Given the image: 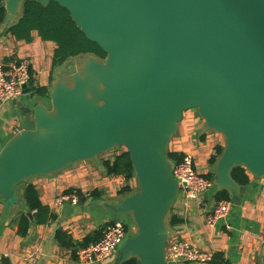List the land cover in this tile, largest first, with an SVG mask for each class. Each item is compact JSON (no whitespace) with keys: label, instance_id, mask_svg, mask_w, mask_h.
Masks as SVG:
<instances>
[{"label":"water","instance_id":"95a60500","mask_svg":"<svg viewBox=\"0 0 264 264\" xmlns=\"http://www.w3.org/2000/svg\"><path fill=\"white\" fill-rule=\"evenodd\" d=\"M25 0H2L4 28ZM57 3L105 54L66 60L48 104L24 86L12 100L23 128L0 147V197L124 147L135 190L110 205L135 232L112 264H168L165 218L179 192L167 146L186 111L223 136L214 184L234 202L241 166L264 177V0H30Z\"/></svg>","mask_w":264,"mask_h":264},{"label":"crops","instance_id":"0c3cea01","mask_svg":"<svg viewBox=\"0 0 264 264\" xmlns=\"http://www.w3.org/2000/svg\"><path fill=\"white\" fill-rule=\"evenodd\" d=\"M6 27L0 26V63L25 61L31 68L34 85L46 87L49 92L54 79L68 69L66 61L52 65L55 44L40 40L36 33L29 43L18 41L5 31ZM47 94L39 99L48 104ZM197 115L190 110L184 113L167 152L190 154L196 171L205 176L211 173L213 178L214 164L209 160L216 147L223 149L224 139L220 133L208 129ZM23 126V119L12 101L0 103V147ZM106 155L72 163L58 173L29 178L15 188L16 200L12 203L0 197V264H83L72 257L71 250L58 244L55 238L58 229L68 233L77 247L86 244L83 241L86 236H97L102 226L112 220H122L129 234L134 232L130 218L110 207L128 195L120 194L122 187L129 185L132 188L129 194L134 192V179L119 183L117 177L111 178L104 161L112 160L114 154ZM247 174L249 181L240 186L237 201L230 199V211L214 225H208L206 217L221 200L217 197L221 189L214 184L197 199H188L182 191L178 192L166 224L171 240L182 239L203 251L222 252L229 264H264V177ZM28 183L35 186L40 201L56 218L45 224L36 223L24 199ZM72 191L80 192L75 204L69 201L54 204L56 198ZM24 213L30 223L26 234L19 235L18 220ZM113 259L114 256L93 264H112Z\"/></svg>","mask_w":264,"mask_h":264},{"label":"trees","instance_id":"16d2710c","mask_svg":"<svg viewBox=\"0 0 264 264\" xmlns=\"http://www.w3.org/2000/svg\"><path fill=\"white\" fill-rule=\"evenodd\" d=\"M1 1L2 0H0V2ZM5 14V9L0 6V24L4 20ZM5 31L11 34L16 40L26 43L32 41L34 33H36L38 38L42 41L53 42L55 44L52 57L53 66L60 65L73 56L78 57L80 55L94 54L102 59L105 57L103 51L95 43L87 40L83 33L75 26L69 13L55 2L42 4L25 0L21 4L18 17L13 22L8 23ZM29 75L28 86L30 87L28 89L32 93L45 96L48 90L46 87L34 85L30 66ZM221 151L222 146L216 147L215 154L209 160L210 164L213 165L215 163ZM167 155L174 164L179 163L183 157V154L177 155L171 152H167ZM104 167L108 175H123L128 180L133 178L131 160L125 150L114 154L112 160H105ZM231 175L240 186L246 185L249 181L246 169L241 166L234 167L231 171ZM206 177L212 178V174L210 173L206 175ZM131 191L132 188L126 185L121 188L120 194H129ZM77 194L80 195V192H77ZM217 197L221 200H230V196L226 190L219 191ZM24 199L36 223L45 224L56 218V215L50 208L42 204L33 184L28 183L25 186ZM170 215L169 213V219ZM173 221L178 222L177 219H173ZM29 223L30 221L27 214H21L18 220L19 235L26 234ZM106 224L102 226L97 236L94 234L86 236L83 239L86 244H82L80 247L74 245L69 234L63 230L58 229L55 233V238L61 247L71 250L72 257L76 258V251L79 248L94 243L103 236V229ZM211 262L213 264H229L222 252L213 253ZM121 264H140V262L136 258H130Z\"/></svg>","mask_w":264,"mask_h":264},{"label":"built area","instance_id":"2783aa9c","mask_svg":"<svg viewBox=\"0 0 264 264\" xmlns=\"http://www.w3.org/2000/svg\"><path fill=\"white\" fill-rule=\"evenodd\" d=\"M29 78V65L25 61L12 62L7 65L0 63V103L12 101L22 96L24 86L28 87ZM173 175L180 185L179 192L182 191L188 199H197L214 185L213 178H208L196 171L190 154H184L181 161L174 165ZM115 177L119 183L125 182L126 178L123 175H112L111 178L115 179ZM68 201L72 204L77 202L75 191L62 194L55 199L54 204L58 206ZM231 204V200H220L207 215L206 223L214 225L218 219L230 211ZM126 225L120 219L107 223L103 229V236L98 241L76 251L77 260L83 264H93L114 256L116 249L129 236V228ZM165 257L168 263L213 264L211 262L212 252L203 251L190 242L177 238L171 240L168 237Z\"/></svg>","mask_w":264,"mask_h":264},{"label":"rangeland","instance_id":"374dc122","mask_svg":"<svg viewBox=\"0 0 264 264\" xmlns=\"http://www.w3.org/2000/svg\"><path fill=\"white\" fill-rule=\"evenodd\" d=\"M85 56H86V55H80V56H78V59H79V60L84 59ZM61 68H63V67H61ZM190 111H192L193 113H195V114L197 115L195 109H192V110H190ZM197 116H198V115H197ZM178 125H179V124H178ZM124 150H125L124 147L119 146V147H115L113 150H111V151H109V152L103 153L102 155H106V154H107L106 156H111V155H113V154L120 153V152H122V151H124ZM17 189H18V187H17ZM15 193H16V192H15ZM169 213H170V210H169ZM169 213L166 215V218H165V223H166V224H167V220H168V218H169ZM126 217H128V216H126ZM135 230H136V228H135ZM135 230H134V232H135ZM134 232H133V233H134ZM129 235H130V234H129Z\"/></svg>","mask_w":264,"mask_h":264}]
</instances>
